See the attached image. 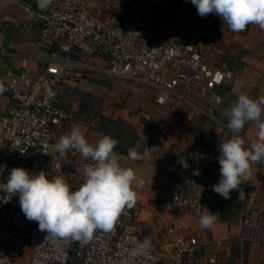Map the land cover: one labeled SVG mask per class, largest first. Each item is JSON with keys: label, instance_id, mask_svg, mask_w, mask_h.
<instances>
[{"label": "crops", "instance_id": "obj_1", "mask_svg": "<svg viewBox=\"0 0 264 264\" xmlns=\"http://www.w3.org/2000/svg\"><path fill=\"white\" fill-rule=\"evenodd\" d=\"M133 1L142 2L151 9L147 20L150 38L193 46L210 65H224L232 72V77L224 83L229 93L219 110L229 108L240 94L253 99L264 97V29L249 24L244 31L233 32L214 13L204 17L198 15L191 0H86L93 14L113 22L119 20L121 7ZM155 17L161 22L153 32L150 23ZM38 30L39 17L27 4L21 0H0V78L21 71L33 75L48 62L61 58L78 60L94 68L82 69L79 74L70 76L74 85L65 86L62 105L71 125H79L90 144L105 135L116 139L121 166L133 168L137 177L145 181L142 187L134 185L137 192L134 206L139 209L141 230L160 246L171 249L165 226L176 223L197 241L190 257L213 251L220 255L224 264H236L240 254L244 264H264V237L248 239L242 236V220L251 210L259 213V224L264 230V160L253 163L250 175L244 178L241 188L246 196L236 200V213L220 219L219 202L227 199L212 187L220 180L218 144L222 138L230 139L233 133L228 128H217L211 117L188 118L187 106L172 98L158 107L154 101L155 90L101 73L98 70L106 66V60L90 53L86 46L66 53L59 49L61 41L51 46L43 45L38 40ZM91 71L127 84L119 94L89 78ZM87 95L98 99L91 110V115L97 114V118H90V114L85 113L87 110L83 111V103H87V98L83 97ZM9 103L8 94L0 91V113ZM115 120L119 125L110 131ZM102 125L105 127L101 128ZM239 135L248 147L257 139L255 123H247ZM130 151L140 158L129 159ZM166 188L185 194L210 193L212 204L198 215L189 211L172 213L168 201L160 195ZM233 195L238 197L239 192L234 190L230 193ZM208 211L217 213V220L212 228H201L200 216Z\"/></svg>", "mask_w": 264, "mask_h": 264}, {"label": "built area", "instance_id": "obj_2", "mask_svg": "<svg viewBox=\"0 0 264 264\" xmlns=\"http://www.w3.org/2000/svg\"><path fill=\"white\" fill-rule=\"evenodd\" d=\"M150 15L149 6L133 1L121 7L119 20L113 22L93 14L86 0H54L48 17L39 18L38 40L45 46L61 41L59 49L66 53L86 46L106 60V66L98 71L155 90L158 107L172 98L187 106L188 118L204 115L211 117L217 128H228L219 106L229 93L224 83L232 72L224 65H210L193 46L150 38ZM82 69L94 68L61 58L33 75L21 71L0 78L10 100L0 113V264H224L213 251L190 257L197 241L176 223L165 226L171 249L160 246L141 230L135 206L125 208L113 231L98 230L86 244L46 237L38 223L22 213L19 195L11 197L2 187L15 167L32 174L43 170L49 179L62 175L72 190L84 182L82 170L92 161L79 157L75 149L63 156L53 151V145L72 127L62 105L63 90L74 85L70 76ZM160 195L175 214L189 211L198 215L212 204L211 194L200 191L185 194L166 188ZM259 220L256 210L249 211L242 220V236L263 238ZM147 236L151 247L144 255L130 258L127 249L133 247V238ZM236 264H244L241 254Z\"/></svg>", "mask_w": 264, "mask_h": 264}, {"label": "clouds", "instance_id": "obj_3", "mask_svg": "<svg viewBox=\"0 0 264 264\" xmlns=\"http://www.w3.org/2000/svg\"><path fill=\"white\" fill-rule=\"evenodd\" d=\"M201 17L214 13L233 32L244 31L249 24L264 29V0H191ZM0 85V91H3ZM227 127L233 133L230 139L222 138L218 144L220 156L219 183L213 190L224 199H230L232 191H238V199L246 196L241 185L251 173L253 163L264 160V97L253 99L240 94L231 106L224 110ZM254 122L258 129L257 139L245 147L239 135L245 125ZM118 141L105 135L95 144H90L81 132L79 125H73L70 132L62 135L53 151L65 155L69 150H77L92 163L82 170L84 182L77 190H72L62 175L51 179L45 171L32 174L28 170L12 168L6 184L2 187L11 194L19 195L22 213L30 221L38 223L39 230L46 237L61 238L88 243L98 230L111 232L125 208L131 209L137 200L135 188L142 187L144 180L136 171L120 164L115 151ZM129 159L140 157L129 152ZM80 173L81 170L77 169ZM7 202V200H5ZM217 213L208 211L201 215V228H212ZM45 237V238H46ZM130 258L144 255L151 247L150 237L143 240L133 238Z\"/></svg>", "mask_w": 264, "mask_h": 264}, {"label": "rangeland", "instance_id": "obj_4", "mask_svg": "<svg viewBox=\"0 0 264 264\" xmlns=\"http://www.w3.org/2000/svg\"><path fill=\"white\" fill-rule=\"evenodd\" d=\"M88 75L90 76L89 78H92L93 80L98 81L101 85H104L106 87L108 86V89H111L112 91L118 92L119 94L122 92L125 85L127 84V82H124V81L119 80V79L114 78V77L103 75L101 73H98L97 71H91V72H89ZM83 98H87V100H88V101L86 100L85 102H87L86 105L88 106V110L86 112L89 113V112H91V110H93V108H94L93 105L98 104V99H96V97L90 96V95H87ZM90 115H89L90 118H97V114L93 113L91 116ZM112 132H114V131H112Z\"/></svg>", "mask_w": 264, "mask_h": 264}, {"label": "trees", "instance_id": "obj_5", "mask_svg": "<svg viewBox=\"0 0 264 264\" xmlns=\"http://www.w3.org/2000/svg\"><path fill=\"white\" fill-rule=\"evenodd\" d=\"M161 22V19L158 18V17H155L151 23H150V29L153 30V32H156L157 31V25L160 24ZM86 99V98H85ZM87 100V99H86ZM88 101V100H87ZM87 103H83V111L84 110H88V106L86 105ZM85 113L87 114H91V112H86ZM98 117V116H97ZM114 125L113 126H110V131H111V128H116L117 125H119V122L118 121H114L113 122ZM101 128L105 127V126H100ZM113 133V132H112ZM131 135V134H130ZM120 151V147L118 146L117 144V151L118 152ZM238 199L237 196H231L230 199H227V200H220L219 202V206H218V210H219V218L220 219H227L229 217L230 214H234L236 213L237 209H238V204L236 202V200Z\"/></svg>", "mask_w": 264, "mask_h": 264}, {"label": "water", "instance_id": "obj_6", "mask_svg": "<svg viewBox=\"0 0 264 264\" xmlns=\"http://www.w3.org/2000/svg\"><path fill=\"white\" fill-rule=\"evenodd\" d=\"M39 17L47 18L54 0H21Z\"/></svg>", "mask_w": 264, "mask_h": 264}]
</instances>
